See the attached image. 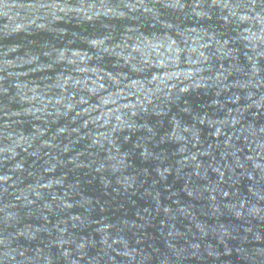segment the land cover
<instances>
[{"label": "water", "instance_id": "95a60500", "mask_svg": "<svg viewBox=\"0 0 264 264\" xmlns=\"http://www.w3.org/2000/svg\"><path fill=\"white\" fill-rule=\"evenodd\" d=\"M0 264H264V0H0Z\"/></svg>", "mask_w": 264, "mask_h": 264}]
</instances>
